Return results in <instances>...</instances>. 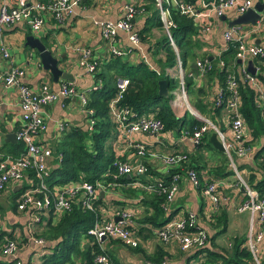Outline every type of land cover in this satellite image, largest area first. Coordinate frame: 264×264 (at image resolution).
Returning a JSON list of instances; mask_svg holds the SVG:
<instances>
[{"label":"crops","instance_id":"obj_1","mask_svg":"<svg viewBox=\"0 0 264 264\" xmlns=\"http://www.w3.org/2000/svg\"><path fill=\"white\" fill-rule=\"evenodd\" d=\"M47 1L49 0H29L31 4ZM144 1L84 0L75 13L67 16L61 23H57L51 16L46 15L44 25L38 32L32 31L25 22L20 21L4 27L0 34V41L4 42L10 54V60L8 61L0 53V72H4L10 64H13L25 70L24 82L34 90H38L43 83H48L52 90H58L62 82H71L78 92L76 96L50 103L42 108L46 129L34 136V139L38 145L51 149L52 154L47 158L49 173L55 166V145L61 140L62 136L72 129L90 130L94 123L93 110L85 107L86 104H83L80 94H83L88 100L90 92L100 88L103 81L96 78L95 73H87L81 65L83 56L81 50L91 49L94 59L98 62L97 69L101 64L108 63V60L111 59L108 54V43L102 38L100 23L121 19L123 18L125 5L130 3L140 4ZM14 5L15 0H0V9L2 7L11 8ZM223 16L226 17L225 20L215 18L208 24L209 29L204 30L201 27V31L197 35V39L201 43L198 53L205 55V59L207 57H209L208 60L218 59L225 49L226 43L223 39V33L229 29L228 22L234 19L237 13L235 10H229ZM144 18L145 13L134 17V29H141L145 23ZM199 21L203 26L204 21L202 19H199ZM242 34L245 42L258 45L264 49V26L244 27ZM28 35L38 38L45 48L51 51L52 56L58 60L60 75L55 76L41 66L38 52L25 45ZM160 35L161 32L153 28L148 38L143 42L140 41L135 47L128 39V35L120 31L117 35V46L124 53L129 51L128 54L120 57L122 60L133 63L145 61L150 68L164 71L165 74L175 77L177 75L176 71H178L177 68L163 65L164 52L160 50L155 53V44ZM248 61H252L257 73L258 62L255 58H246L242 66L247 68ZM194 68H197L196 61L195 64L194 61H189L185 71L196 79L198 85L205 86L206 92L203 95L204 97L202 96L203 101L202 98L201 101L206 107H203V112L200 113L190 103L188 97L187 100L190 107L210 119L208 108L211 107L212 101L215 100L221 89V83L217 80L209 83L200 74L195 76ZM62 73H65L66 76L62 77ZM247 82L251 88L264 91V85L259 80L258 87L252 85L249 81ZM178 95L179 92H176L169 103L174 114L182 117L187 111H190L185 103L180 98L178 99ZM90 110L92 114H90ZM190 114L192 113L190 112ZM225 115H227L226 110L223 111V115L221 112L218 117H215V120L218 121L219 127L226 131L227 138L231 140L232 135L228 132V124L223 119ZM20 125L21 108L17 87L0 86V157L17 159L24 153L21 149L19 150L18 140L15 137V132ZM61 125L66 127L63 126L64 128H62ZM10 134L13 136H9ZM245 141L251 147V152L244 159H236V163L242 166L240 169L241 174L248 178L249 174L253 173L260 179L264 177V171L257 167L261 156L259 159H255V155L257 151L261 150L264 139L261 136L253 137L251 130L247 127ZM135 143H142L147 148L149 155L146 157L145 162L148 165V172L141 175L140 178L136 177L134 179H131L133 175L118 176L109 186L101 189L97 196V199H101L97 207L105 209L100 213L104 220L112 219L115 222L117 213L121 210H131L133 212V225L129 229L137 241L135 247L128 246L118 239L106 238L100 242L111 261L114 264H147V261L154 262L153 260L160 257L159 252L161 250L163 257L160 264H223L224 258L222 256H226L223 249L230 250L235 238H243L245 244L251 218L249 210L238 211L239 206L246 200V195L233 174H228L229 169L227 166L229 163H224V152L217 150L211 142L213 148H210L203 139L201 145H194L185 134L184 129L180 132L174 130L158 134L138 132L132 135H123L115 127L106 141V144L114 153L115 160L120 159L132 163L138 160V156L132 147V144ZM172 152H184L188 154L189 159L182 167H173L175 172L181 174V179L179 188L168 206V210L170 209V212L174 215L171 220L180 219L189 213L196 214L198 217L197 229H201L206 235V246L202 249L199 246H193L182 250L177 239L163 242L156 234L157 226L141 222L145 213L151 215L154 212L150 202L154 193L152 186L157 181L168 177L171 170L163 165L160 157ZM188 167L193 168L198 173L199 185H194L187 176L186 168ZM24 174L25 176L21 181L7 184L6 188L0 192V225L3 226V238L11 237L17 242L18 248L13 259H18L23 264H41L42 256L52 253L53 243L45 242L44 245H39L35 241V236L41 232V226L46 224V220L51 216L53 218L54 214L50 210L39 213L32 209L20 211L14 207L21 191L36 183L34 173L31 174L30 170H27ZM122 178H126V180ZM83 181L81 179L61 186L57 185L54 186L53 190L58 192L62 189V186L74 185ZM210 181L218 183L217 211H214L210 199L203 194L204 187ZM147 186L151 188L146 189ZM17 192L19 195L14 200ZM77 204L74 205L79 206L80 203ZM221 212H224L226 217L225 227L222 226V223L217 224L216 222ZM167 215L168 213L163 215V219ZM54 216L55 219L58 217ZM35 217L39 218L40 221H36ZM255 227L257 228L256 224ZM93 243L88 238L82 239L83 247H88ZM258 254L261 263L264 264V238L258 244ZM6 261L9 262L7 264H10L11 258L0 255V264H6ZM74 264H80V261H76Z\"/></svg>","mask_w":264,"mask_h":264},{"label":"built area","instance_id":"obj_2","mask_svg":"<svg viewBox=\"0 0 264 264\" xmlns=\"http://www.w3.org/2000/svg\"><path fill=\"white\" fill-rule=\"evenodd\" d=\"M81 1L49 0L47 2L31 4L29 0H15L13 7H2L0 9V34L4 27L20 21L25 22L32 31L38 32L44 25L46 15L51 16L57 23H61L67 16L75 13L76 9L81 6ZM162 2L176 7L181 14L187 17L202 19L204 24L202 26L200 23V27L207 30L209 29L208 24L215 18L219 19L229 10H235L237 15L242 14L253 7L254 0H156V6L164 23V32L176 53L177 63L175 67L178 73L175 77L179 80V86L176 91L179 92L178 99L180 98L186 107L192 111L193 115L201 121V124L195 127L192 134L189 131H185V134L194 145H199L202 143V137L212 131L216 133L217 139L222 143L229 166L232 167V171L237 176L238 182L246 195V200L239 206L238 211L249 210L251 215L245 246L252 253L255 264H262L258 256V244L264 238V187L261 191L252 187L243 179L241 171L236 166V159H244L251 152V147L245 141L247 125L240 113L241 100L237 77L234 71H230L227 75L225 86L227 96L224 98V90L221 88L214 100L216 106L221 104L226 105L224 110L227 111V115L223 119L228 124V132L232 135V139L230 140L227 138L226 131L222 127H219L213 120L201 115L189 106L183 79L184 69L179 59L178 49L169 31V27L173 26V22L170 19L169 10L166 7L163 8ZM142 13H144L142 9L138 10L134 4L130 3L124 7L123 18L100 23L102 38L108 43V54L115 56L128 54L129 51L124 53L117 46L116 40L120 31L128 35V39L133 46L136 47L140 43V35L133 27V19L136 15ZM259 25L260 22L252 26H232L223 33V39L226 43L224 50L227 49L231 41H235L237 46L236 59L237 61L238 59L241 61L240 71L244 75L245 80L257 87L259 86L258 79L242 65L248 57L255 59L264 57V49L258 45L245 42L242 31L244 27L251 28ZM0 53L4 59L10 60L8 48L3 41H0ZM81 53L83 54L81 65L87 73L94 74L98 62L94 59L91 49H83ZM196 65L200 75H204L211 69V62L208 59H197ZM25 74L26 72L23 68L13 64H10L4 72H0V86H15L19 91L21 125L15 132V137L23 143L25 148L24 153L17 157V159L0 157V192L6 188L7 184L21 181L27 169L31 168L34 170L36 183L21 191L17 200L18 210L25 211L26 209H32L39 213L50 210L54 215L61 216L63 213L70 211L75 203L79 202L81 208L92 211L98 216L93 227L88 230V234L92 235L99 242V245L102 242V238H108L118 239L128 246L135 247L137 241L128 228L130 225H133V212L131 210L119 211L117 216H119L120 220L114 222L112 219L104 220L100 213L105 209L94 205L99 191L104 188L102 184L96 183L93 185L83 181L74 185L62 186V189L58 192L53 190L54 187L50 188L48 186L47 177L49 176V170L47 158L52 154L51 149L38 145L34 139V136L44 132L46 129V121L42 116V108L50 103L76 96L78 92L71 82H62L58 90H52L48 83H43L38 90H34L25 84ZM128 83L129 80L127 78H117L118 93L110 101V117L116 129L123 135H132L138 132L147 134L160 133L163 129V123L158 118L150 115L134 117L130 109L118 106V100L121 98ZM257 92L259 95L256 105L261 110L264 120V91L258 89ZM80 98L83 104H86L87 99L83 94H80ZM89 112L92 114L91 110ZM63 126L61 125L62 128L66 127ZM132 147L138 156V160L135 163L120 159L114 160L113 165L116 168V174L113 175L114 178L130 174L143 175L148 171V165L145 162L146 157L149 155L147 148L142 143L132 144ZM188 159V154L184 152H172L160 157L163 165L168 168L175 166L182 167ZM259 161L264 166V155L260 157ZM187 176L194 185L199 184L198 173L193 168L187 169ZM180 179L181 174L175 172L171 175L168 183H163L159 180L154 184L157 187L152 186L153 191L165 195L164 209H167V206L173 200L179 188ZM217 186L218 183L216 181H210L203 189V194L210 199L214 211L218 210L219 198ZM145 188L150 189L151 187L147 186ZM197 219L196 214L189 213L180 219L170 220L163 226L156 228V234L163 242L177 239L181 244L182 250L193 246L201 247L205 245L206 235L204 231L197 229ZM35 220L40 221L37 217H35ZM2 233L3 226L0 225V236ZM35 241L39 245H44L45 243L43 237H35ZM17 248V242L13 239L3 238V241L0 242V254L5 258H11L10 264H23L18 259H13ZM100 249L101 253L95 256L93 264H114L101 245ZM147 264L151 263L147 261Z\"/></svg>","mask_w":264,"mask_h":264},{"label":"trees","instance_id":"obj_3","mask_svg":"<svg viewBox=\"0 0 264 264\" xmlns=\"http://www.w3.org/2000/svg\"><path fill=\"white\" fill-rule=\"evenodd\" d=\"M83 2L84 0L81 1V5ZM134 5L136 9H142L145 13L144 25L141 29L135 28L140 35V41H145L151 34L153 28L159 30L161 35L155 44V53L162 50L165 54L163 65L168 67L175 66L177 63L176 53L164 32V23L156 6V0H145L140 4ZM162 6L169 10L170 19L173 22V26L169 27V31L178 49L179 59L184 69L183 79L188 99L194 108L202 113L203 107H206L202 104V96L206 92L204 89L205 86L198 85L196 79L185 71L189 61H194L195 64L196 58L205 59V55H200L198 53V49L201 47V43L197 39V35L201 31L200 21L199 19L181 14L176 7L167 5L165 2H162ZM236 52V43L235 41H231L227 49L221 53L218 59L209 60L211 62V69L202 76H204L209 83L214 80L221 83L225 98L227 96L225 90L226 78L230 71H234L239 86L241 100L240 113L244 118L245 124L251 130L253 137L261 136L264 139V120L261 110L256 105V98H258L259 93L256 89L251 88L247 80H245L244 75L240 71L241 64L238 63L236 59ZM109 55L111 59L108 60V63L104 65L101 64L99 69L95 72L96 78H100L103 84L100 88H96V90L90 92L85 106L87 109L93 110L92 118L94 123L92 129H72L70 132H66L55 145V166L47 177V184L50 188L81 179L93 185L100 183L104 187H107L118 178L113 177V175L116 174V168L113 165L115 160L114 153L106 144L112 130L115 129V124L111 120L109 114V102L118 93V87L116 85L117 78H127L129 80L125 91L118 100V106L130 109L134 117L151 115L154 118H158L163 123L161 132L174 130L180 132V130L184 129L192 134L195 127L201 124V121L188 111L182 117L176 116L172 111L169 101L173 98L178 89V78L165 74L164 71H157L156 69L150 68L145 61L133 63L128 60H122L120 56ZM207 58L209 59V57ZM256 61L258 62V71L254 74V77L264 85V57L256 58ZM193 72H195V76L199 74L197 68H194ZM161 79H164L166 82V96L159 94L158 83ZM208 85L210 86L211 84ZM225 106V104L216 106L214 101H212L211 107L208 108V116L217 125L218 121L215 120V117H218L221 112L223 115ZM210 133H212V131L206 133L202 139L206 141L210 148H213L209 141ZM18 145L20 147L19 150L25 151L23 143L18 141ZM223 154L225 157L224 163H228L225 153ZM263 154L264 142L261 150L256 152L255 159H259ZM59 155L60 157H58ZM236 166L238 170L242 168L239 163H236ZM257 167L264 171V166L261 165L260 161H258ZM188 168H186V171ZM27 170H30L31 174L34 173V170L31 168ZM169 170V176L160 180L163 183H168L171 179V175L175 173L173 168H169ZM228 174H234V171L229 170ZM136 177L140 178L141 175H133L131 179ZM122 179L126 180V178ZM247 182L258 191H261L264 187V177L259 179L253 173L249 174ZM154 187H157V185ZM153 192L150 202L154 208V212L151 215L145 213L141 222L149 223L159 228L170 221L174 215L170 212V209L168 210L169 205L167 209L163 208L165 195L157 191ZM18 195L19 193L17 192L14 196V200ZM16 202L14 204L15 208H17ZM100 202L101 199H96L94 205L98 206ZM166 213H168V215L164 216L163 219V215ZM51 218L52 216L46 220V224L41 226V232L35 236L43 237L46 243H53L52 253L42 256L40 263L74 264L76 261H80V264H93L95 256L101 253V249L99 242L94 239L92 235L88 234V230L93 227L98 216L92 211H87L80 206L73 205L70 211L63 213L61 216L56 217V219L54 215L53 218ZM220 223H222L223 227L226 226L224 212H221L217 219V224ZM130 226L128 228H130ZM3 235L2 233L0 236V242L3 241ZM8 238L11 239V237ZM84 238H88L94 243L88 247H83L82 239ZM205 246L206 245H203L200 249ZM223 250L225 252L224 255H226L222 256L224 258L223 264H255L252 253L247 249L244 244V239L241 237L234 239L230 250ZM159 254L160 257L153 260L154 262H148L151 264H160L163 257L161 250ZM7 263L9 262L6 261V264Z\"/></svg>","mask_w":264,"mask_h":264},{"label":"water","instance_id":"obj_4","mask_svg":"<svg viewBox=\"0 0 264 264\" xmlns=\"http://www.w3.org/2000/svg\"><path fill=\"white\" fill-rule=\"evenodd\" d=\"M263 16H264V1L256 0L252 8L248 9L244 13L239 14L234 19L230 20L228 22V27L237 26V25H255L261 21ZM225 18H226L225 16L220 17V19L222 20H225ZM25 45L29 46L32 49H35L38 52L40 64L44 69L49 70L55 76L60 75L61 71L58 69V60L52 56L51 51H48L38 38L34 37L33 35H28L26 37ZM238 63H241L239 59H238ZM247 71L253 75L256 74V68L253 66L252 61H248ZM65 76L66 74L62 73V77ZM158 84H159V94L162 96H166L167 87L165 80L164 79L159 80ZM189 111L192 113L190 109ZM9 136H13V135L10 134ZM210 142L217 150L224 152V147L222 143L217 139L215 132H212L210 134ZM118 219L120 218L117 216L115 220L118 221ZM101 240L103 241L104 239L102 238Z\"/></svg>","mask_w":264,"mask_h":264},{"label":"rangeland","instance_id":"obj_5","mask_svg":"<svg viewBox=\"0 0 264 264\" xmlns=\"http://www.w3.org/2000/svg\"><path fill=\"white\" fill-rule=\"evenodd\" d=\"M260 26H262V27L264 26V16H263V18H262L261 21H260ZM176 70H177V69H176ZM176 73H178V71H176ZM191 108H192V107H191ZM188 110H189V109H188ZM227 167H228L229 170H233L232 167L229 166V164H228ZM241 175H242L243 179H245V180L247 181V177L244 176L243 174H241ZM233 176L236 178V180H238V179H237V176L235 175V173L233 174ZM238 181H239V180H238ZM216 222H217V221H216Z\"/></svg>","mask_w":264,"mask_h":264},{"label":"bare ground","instance_id":"obj_6","mask_svg":"<svg viewBox=\"0 0 264 264\" xmlns=\"http://www.w3.org/2000/svg\"><path fill=\"white\" fill-rule=\"evenodd\" d=\"M182 106V105H181Z\"/></svg>","mask_w":264,"mask_h":264}]
</instances>
